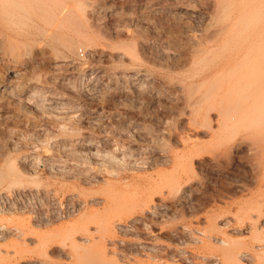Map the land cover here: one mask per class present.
I'll list each match as a JSON object with an SVG mask.
<instances>
[{"label": "bare ground", "instance_id": "1", "mask_svg": "<svg viewBox=\"0 0 264 264\" xmlns=\"http://www.w3.org/2000/svg\"><path fill=\"white\" fill-rule=\"evenodd\" d=\"M89 3L0 0V142L13 135L11 129L25 126L12 110L43 117L45 110L56 112L66 104L77 119L64 128L79 151L115 150L137 171L105 180L87 169L94 175L57 180L52 193L62 195L65 215L73 217L65 222L29 218L23 205L14 211V201L0 200V264H264V0H98L91 9ZM31 21L42 22L49 37L79 58L77 37L61 30L71 28L91 44L104 30L111 37L130 36V29H118L130 21L127 25L150 44L138 47L123 39L116 50L111 44L113 50L89 49L92 61L78 73L80 96L76 89L58 93L34 84L12 99L16 86L36 83L47 70H79L75 61L60 56V46L56 57L23 38ZM40 123L33 130L39 140L60 130ZM50 149L38 148L40 169L64 168ZM27 159L18 165L10 152L0 150V188L28 179L36 185L38 166ZM34 256L40 261L29 259Z\"/></svg>", "mask_w": 264, "mask_h": 264}, {"label": "rangeland", "instance_id": "2", "mask_svg": "<svg viewBox=\"0 0 264 264\" xmlns=\"http://www.w3.org/2000/svg\"><path fill=\"white\" fill-rule=\"evenodd\" d=\"M98 2V0H90V3H89V8L91 9V7H92V5L93 4H95V3H97ZM105 11V10H104ZM104 11H101V13H100V16L102 17V21H105V19L104 18H106V15H105V13H104ZM119 11V10H118ZM103 13V14H102ZM120 17H122V15L120 14L119 15ZM129 17H133L132 16V14H131V16L129 15ZM37 22V23H36ZM35 25H34V24ZM130 23V21L129 22H127L126 24H124V23H122V26L120 25V23L118 24L119 25V31H121V30H123L122 28H124V29H130L131 31H130V36H127V37H123V36H118L117 34H114L113 33V35H112V37H111V35H110V30H104V31H101V32H98V41L101 43H89V42H87L86 41V39L83 37V35L82 34H79V33H76L74 30H72L71 28H65V29H63V30H61L62 32H66V34H68V36L69 37H71V38H73V40L75 39V40H77L76 41V43H77V47L75 48V49H77V51H78V55H80V58H79V56H77V53H74V52H70V51H68L67 49H65V46L64 45H62V43L60 44L59 43V40L57 39V40H55L56 38L53 36V38H51V37H49L50 36V33H47V30L46 29H44V28H46L45 27V25L42 23V22H40V21H35V22H32L31 21V23L29 22L28 23V25L26 26L27 27V29H26V27L24 28V31H23V38H27L26 40H30V41H36L35 43H37V44H39L40 46H42V47H44V48H46V50L47 51H49V52H51L52 53V55H55L56 57L58 56L57 55V53H56V51L58 50V47H59V51L61 52H59V51H57L58 53H60V56L62 55V56H64L66 59H68V57L70 58L69 60H72V61H75L77 64H78V66H79V70H76L74 73H67V72H63V71H53V70H49V72H48V70H47V72H44L43 73V76L42 77H44V78H39L40 79V81H39V79H37L36 80V83H35V81H29V82H27L26 84H19L18 86H16L15 88H14V90H13V92L12 93H14L13 95H15V96H11V98L12 99H16V97L19 95H22V94H26V93H29V91L31 90V88L29 89V87H31L32 85H37L38 84V86H40L39 88H43L44 87V89L46 90V91H57L58 93L60 92V93H62V92H67V91H75L74 89H76L77 90V92L75 91L74 93L76 94H78L79 96H80V89H81V86H80V84H79V75H78V73H80L81 72V70L83 69V68H85L88 64H89V61L91 62L92 60H90L91 58L90 57H88V56H86L87 54V52H88V50L89 49H93V48H99L100 46L101 47H104L105 49H108V50H116L117 48H119L118 46V42H122V40L124 39V40H126V41H130L131 43L133 42L134 44H136L138 47H144V46H147L148 45V43H149V41L146 39V37L145 36H142L141 34L139 35V33H138V30H133V27H132V25H131V27H130V25H127V24H129ZM41 24H43V25H41ZM124 24V25H123ZM29 26V27H28ZM121 26V27H120ZM124 26V27H123ZM129 26V27H128ZM44 27V28H43ZM33 30H32V29ZM108 28V27H107ZM41 29H43V30H41ZM30 30H31V32H30ZM70 30H72V31H70ZM36 31V32H35ZM39 31V32H38ZM43 31H46V32H43ZM113 31V30H112ZM25 32V33H24ZM27 32V33H26ZM43 32V33H42ZM70 32V33H69ZM75 32V33H74ZM31 33V34H30ZM46 33V34H45ZM108 35H107V34ZM29 34L31 35V37L33 38H31L30 36H29ZM36 34H37V36L39 37V38H41V39H39V38H37L36 37ZM40 34V35H39ZM43 34H45L44 36H43ZM71 34H73V35H71ZM75 34H77V35H75ZM138 34V35H137ZM25 35H26V37H25ZM133 35V36H132ZM28 36V37H27ZM41 36V37H40ZM104 36V37H103ZM106 36V37H105ZM137 36H139V37H137ZM30 37V38H29ZM46 37V38H45ZM48 37V38H47ZM80 37V38H79ZM110 37V38H109ZM119 37V38H118ZM128 37H130V38H128ZM36 38V39H35ZM138 38V39H137ZM144 38V39H143ZM38 39V40H37ZM79 39V40H78ZM115 39V40H114ZM120 39V40H119ZM136 39V40H135ZM45 40V41H44ZM47 40H49L48 41V43H47ZM55 40V41H54ZM85 40V41H84ZM103 40V41H102ZM113 40V41H112ZM123 40V41H124ZM38 41H39V43H38ZM44 41V42H43ZM81 41H83L82 43H81ZM104 41H106L105 43H104ZM108 41V42H107ZM110 41H112V42H110ZM118 41V42H117ZM142 41V42H141ZM117 42V43H116ZM120 42V43H121ZM137 42V43H136ZM44 43V44H43ZM57 43H58V45H57ZM81 43V44H80ZM108 44V46L111 44L112 46H113V49L111 48V45L107 48L106 47V45ZM113 43L114 44H116V45H113ZM119 43V44H120ZM50 44H52V45H50ZM86 44H87V46H86ZM140 44V45H139ZM150 44V43H149ZM45 45H47V46H45ZM54 45H56V46H54ZM83 45H85V46H83ZM93 45V46H92ZM99 45V46H98ZM62 46V47H61ZM80 46V47H79ZM51 47V48H50ZM55 47H56V50H55ZM116 47V48H115ZM49 49V50H48ZM52 49V50H51ZM55 51H54V50ZM51 50V51H50ZM70 50V49H69ZM71 50H74V49H71ZM79 50H80V52H79ZM54 51V52H53ZM65 54H64V53ZM70 52V53H69ZM76 52V51H75ZM76 54V55H74V54ZM84 53V54H83ZM60 56H58V57H60ZM63 58V57H62ZM90 58V59H89ZM74 59V60H73ZM89 59V60H88ZM80 60V61H79ZM81 62V63H80ZM86 65H85V64ZM82 64V65H81ZM144 64V63H143ZM143 64H137L139 67H143V68H146V69H148V70H150V71H152L153 73H158V74H163V75H169V71H165L164 70V72H162L161 70H155L154 71V68H150V67H148L147 65H143ZM82 66V67H81ZM114 66L115 65H113L112 67H110V70H112V72H115L116 70H118V68H114ZM147 66V67H146ZM116 67H119V65H116ZM150 68V69H149ZM114 70V71H113ZM78 71V72H77ZM52 72V73H51ZM56 72V73H55ZM48 74V75H47ZM52 74V75H51ZM54 74H56V76L54 75ZM177 75V74H176ZM180 75H182V74H178L176 77H179V78H183L184 77V75L183 76H180ZM52 76V77H51ZM56 77V78H54V77ZM61 76V77H60ZM70 76V77H69ZM76 76V77H75ZM46 77V78H45ZM68 77V78H67ZM73 77H75L74 79H72ZM61 78V79H60ZM70 78V79H69ZM53 79H58L56 82H54L53 81ZM69 79V80H68ZM115 78H113V80H114ZM116 80V79H115ZM50 81V82H49ZM52 81V82H51ZM62 81V82H61ZM69 81V82H68ZM78 81V82H77ZM38 82V83H37ZM61 82V83H60ZM64 82V84L66 83V86L67 87H69L67 90H65L64 88H65V85L64 84H62ZM70 82H71V84H70ZM76 85H75V84ZM31 84V85H30ZM56 84H57V86H56ZM60 84H62V85H64V87L62 86V88H61V86H59ZM21 85V86H20ZM24 85V86H23ZM70 85V86H69ZM143 85H147L148 86V84H146V83H143ZM142 85V89H141V91L142 92H144V91H146V89H147V86H143ZM46 86V87H45ZM54 86H56V87H54ZM73 86H75V87H73ZM48 87V88H47ZM54 87V88H53ZM66 87V88H67ZM72 89H71V88ZM80 87V88H79ZM146 88V89H144V88ZM18 88V89H17ZM50 89V90H49ZM70 89V90H69ZM144 89V90H143ZM27 91V92H26ZM79 91V92H78ZM22 93V94H21ZM11 94V93H10ZM10 94H9V96H10ZM31 95H32V93H30ZM76 94V95H77ZM12 95V94H11ZM43 95H45V94H43ZM77 95V96H78ZM8 96V97H9ZM33 96V95H32ZM34 96L35 97H40V95L39 94H36L35 95V93H34ZM10 98V97H9ZM65 106V108H58V109H56V112H53V110L52 111H50V110H45V112L43 113L45 116H43V114H42V112H41V116H43V117H39V116H34V115H29V113H27V112H21V113H19V112H16V110H15V112H14V110H12L13 111V114H15L16 116H21V119H23V125H25V126H27V127H25V129H24V127H22L21 129H17V128H13V129H11V130H13V135L11 136V134H7V135H10V137L8 136V137H6V139H4V140H2L0 143V150L1 151H8V152H10V154L12 155V157H13V159L14 160H16L17 162H18V165H20V163H21V161H23V158H25V159H27V160H24V161H28V162H30V161H32V159H33V162H32V164L34 165V164H36V165H34L35 166V168L38 166V168H36V169H39L38 170V174H37V176L35 177V179H33V181L35 182V184L36 185H34L33 184V182H32V180H30L29 181V179H28V181H27V183L25 182V183H23L22 185L20 184L19 186L17 185H11L12 186V188H11V186H5V187H3V188H0V200L2 201L3 200V198L4 199H7L9 202H10V204H11V202H13L11 205H12V209L14 210V211H18V210H20V208L18 207V206H24V207H21L22 209H24L23 210V212L26 214V215H28L27 217H29V218H32V219H34V218H37V217H42V218H44L45 219V217L46 218H48V219H50L51 220V218H52V220L54 219H56L55 220V222H63L64 220L65 221H68V220H70L71 218H73V217H70V219L68 218V216H66L65 214H66V207H67V205L68 204H66V202H64V200H60V198H62V195H59L58 197L57 196H55V192L53 191V193H52V190H55V186H56V184L57 183H59V182H62V181H65V179L67 180V179H71L70 178V176L72 177V178H78V179H80V178H82V177H80V176H85L84 177V179L85 178H87V176H88V174L87 173H89V175L90 176H88V178L89 177H91L92 175H94L95 174V176H100L99 178H103V179H105V180H107V178H108V180L110 179V180H114V179H117V178H119V177H121V176H126V175H132L133 173H135L136 171H137V169H135L136 167H134V166H132V165H129V161H127L128 160V158L129 157H121V159L118 157L119 156V153L118 152H116L115 150H112V151H107L108 153H106V151L105 150H102L101 148L98 150V151H95V152H87V151H84V152H82L81 150L79 151V149L77 148V146H76V144H74V140H72L73 138H75V137H73L72 135H70L69 134V131H67L68 129V126H70L71 125V123L72 122H75L76 121V119H77V117H73L71 114H70V112L71 111H69V112H67L68 110H69V106L68 105H62V107H64ZM60 110H61V112L62 113H60ZM66 110V113H64V111ZM44 111V110H43ZM55 111V110H54ZM53 112V113H52ZM72 113H74V114H76L75 113V111L73 112L72 111ZM19 114V115H18ZM52 114V115H51ZM56 114V115H55ZM23 116V117H22ZM33 116V117H32ZM54 116V117H53ZM58 116V117H57ZM63 116L65 117H67V116H69V118L67 119L66 117L64 118V120L62 119L63 118ZM73 117V119L71 118V117ZM76 116V115H75ZM25 119V120H24ZM39 119V120H38ZM46 119V120H45ZM68 120V124H67V120ZM75 119V121H73ZM27 120V121H26ZM33 120V121H32ZM35 120V121H34ZM56 120V121H55ZM72 120V121H71ZM42 121H46L47 123H49V125H51L50 127L54 130V129H60V130H58V132L56 133V136H55V133L52 135V133H48L47 134V138H43L44 140H39L41 137L40 136H38V134L36 133V138H35V136L33 135V134H35L34 133V131H35V129L36 128H38V126L41 124L40 122H42ZM58 121V122H57ZM60 121H62L63 123H64V126L63 127H61L60 125H62V122H60ZM69 121L71 122V123H69ZM34 122V123H33ZM51 122V123H50ZM57 124H56V123ZM55 125H54V124ZM59 123V124H58ZM60 126V128H58ZM65 126H67V130L64 128ZM35 127V128H34ZM56 127V128H55ZM2 127H0V132H2V129H1ZM27 128V129H26ZM33 128V129H32ZM61 128H64L63 130L61 129ZM15 129V130H14ZM31 129V130H30ZM27 130V131H26ZM29 130V131H28ZM34 130V131H33ZM56 130H54V131H56ZM19 131H21V133L18 132ZM32 133H31V132ZM67 131V132H66ZM62 132H65V133H62ZM11 133H12V131H11ZM32 134V135H30V134ZM68 133V134H67ZM4 134H5V132H4ZM24 134V135H23ZM57 134L59 135V136H57ZM23 135V136H22ZM15 136L17 137V139L15 138ZM29 136V137H28ZM38 136V137H37ZM68 136V137H67ZM72 136V137H71ZM12 137H14L15 138V141L12 139ZM20 137H21V139H20ZM28 137V138H27ZM32 137V138H31ZM40 137V138H39ZM56 137V138H55ZM63 139H62V138ZM130 138H132L131 136H129ZM34 138H35V140H34ZM37 138H39V139H37ZM53 138H54V140H53ZM57 138H58V140H57ZM65 138V139H64ZM68 138V139H67ZM11 139L13 140L12 142L13 143H11ZM18 139H20V140H18ZM27 141H26V140ZM29 139V140H28ZM59 139H61V140H59ZM34 140V141H33ZM39 140V141H38ZM46 140H47V143H46ZM52 140V141H51ZM6 141H8V142H6ZM17 141V145H16V143L14 144V142H16ZM18 141H20L19 142V144H18ZM40 141H41V143H40ZM43 141V142H42ZM45 141V142H44ZM48 141L50 142L49 144H48ZM60 143H59V142ZM63 141V142H62ZM70 141V142H69ZM32 142V143H31ZM36 142V143H35ZM53 142V144H55V145H52L51 143ZM66 144H65V143ZM29 143V144H28ZM46 143V144H45ZM24 144H25V147H24ZM32 144H34V145H32V147L34 148V149H37V150H33V148L31 147V145ZM44 145V146H48L49 147V149L51 148L49 145H51L52 146V148L50 149V151L56 156V158H58V157H60L59 159H62V158H65L64 160H60L59 161V159L58 160H55L56 161V163L57 162H65V164L64 163H62V164H64V168H60L59 170H60V172H61V174H62V176H61V174H60V172H59V170L58 169H55V168H53V169H55V171L52 169V171H51V169H50V171H46V170H42V169H40L41 168V163H42V157L40 156V150H38V148L41 146V145ZM73 144V145H72ZM14 145L16 146L15 148H14ZM23 145V146H22ZM30 145V146H29ZM38 147H36V146ZM39 145V146H38ZM64 147H63V146ZM1 146H3V147H1ZM13 146V147H12ZM22 146V147H21ZM36 148H35V147ZM54 146V147H53ZM59 146V147H58ZM69 146H71V148L69 147ZM11 147V148H10ZM17 147H20L21 149H16ZM32 148V149H30V148ZM55 147H56V150H55ZM4 148V149H3ZM12 148H14V149H12ZM64 148V149H63ZM65 148H66V150H65ZM31 151V152H33V153H31L29 150ZM67 149H69V150H67ZM14 152H13V151ZM22 150V151H21ZM74 150V151H73ZM20 151V152H19ZM28 151V152H27ZM37 152L36 154H35V152ZM64 151V152H63ZM70 151H71V153H70ZM79 151V152H78ZM67 152V153H66ZM87 154H89V155H87ZM105 152V153H104ZM113 154H112V153ZM28 153V154H27ZM63 153H65V154H63ZM15 154V155H14ZM30 154V155H29ZM69 154V155H68ZM71 154V155H70ZM82 154H84V155H82ZM97 154V155H96ZM98 154H100L99 156H98ZM103 154V155H102ZM108 154V155H107ZM110 154H112V155H110ZM26 155V156H25ZM31 155H33V156H31ZM37 155H39V157L37 156ZM64 155V156H63ZM73 155V156H72ZM76 155H78V156H76ZM81 155V156H80ZM86 155V156H85ZM107 157H106V156ZM116 156V157H112V156ZM18 156V157H17ZM28 156H30V158H32V159H30ZM34 156H35V158H34ZM70 156V157H69ZM71 156H72V158H71ZM84 156H85V158H84ZM87 156H89V157H87ZM91 156V157H90ZM126 156H129V155H127L126 154ZM23 157V158H22ZM27 157V158H26ZM37 157V158H36ZM69 157V159L67 160V158ZM78 157V158H77ZM82 158V160H81V158ZM102 157V158H101ZM105 159H104V158ZM117 157H118V159H117ZM18 158V159H17ZM75 158V159H74ZM78 160H77V159ZM84 158V159H83ZM86 158H88L87 160H86ZM113 158H115V159H113ZM20 159H22V160H20ZM38 159V160H37ZM101 159V160H100ZM107 159V160H106ZM111 159V160H110ZM30 160V161H29ZM41 160V161H40ZM68 162V163H66V161ZM83 160H85V161H83ZM90 162H89V161ZM93 160V161H92ZM100 160V161H99ZM118 160V163L119 164H117V163H114V162H116ZM122 160L124 161V162H122ZM40 161V162H39ZM104 161V162H103ZM106 161V162H105ZM120 161H121V163H120ZM39 162V163H38ZM94 162H96V163H94ZM98 162V163H97ZM108 162V163H107ZM31 163V162H30ZM109 163H111L112 165L109 167ZM38 164V165H37ZM52 164H55V162L53 161L52 162ZM74 164H75V166H74ZM84 166H82V165ZM107 164V165H106ZM122 164V165H121ZM124 164H127V166L125 165L124 166ZM104 165V166H103ZM67 166H69V167H67ZM73 166V167H72ZM81 166V167H80ZM85 166H87V167H85ZM123 168H122V167ZM128 166H130V167H128ZM67 167V168H66ZM132 167H134V168H132ZM72 168H73V170H72ZM89 168H91V169H89ZM130 168V169H129ZM131 168H132V170H131ZM66 169H67V171H68V173H65V172H67L66 171ZM70 169H71V171H70ZM75 169V170H74ZM80 169V171H78V170ZM90 170L91 172H93V170H94V174H92L90 171H88V170ZM134 169H135V171H134ZM40 170H41V172H40ZM49 170V169H48ZM62 170H64V171H62ZM107 170H109V171H107ZM127 170V171H126ZM131 170V171H130ZM54 171V172H53ZM87 171V172H86ZM116 171V172H115ZM130 171V172H129ZM133 171V172H132ZM50 172V173H49ZM53 174H52V173ZM109 174H108V173ZM111 172V173H110ZM114 172H115V174H114ZM44 173H46V174H44ZM63 173H64V175H63ZM76 173V174H75ZM78 173H80V176L78 175ZM81 173H84V174H82L81 175ZM101 173V174H100ZM105 173V174H104ZM113 173V174H112ZM129 173V174H128ZM49 174V175H48ZM68 174V175H67ZM85 174H87V175H85ZM92 174V175H91ZM104 174V175H103ZM110 174H112V175H110ZM51 175V176H50ZM66 175H67V177H66ZM73 175H74V177H73ZM76 175V176H75ZM101 175H102V177H101ZM116 175V176H115ZM52 176H53V178H52ZM79 176V177H78ZM110 176V177H109ZM113 176V177H112ZM50 177V178H49ZM55 177V178H54ZM60 178V179H59ZM61 178H62V180H61ZM74 178V179H75ZM40 179H42L41 181H40ZM83 179V178H82ZM43 180H45V181H43ZM49 180V181H48ZM54 180V181H53ZM56 180V181H55ZM59 182H58V181ZM61 180V181H60ZM37 181H40V182H37ZM51 181V182H50ZM32 182V183H31ZM47 182V183H46ZM28 183H29V185H28ZM37 183H39V184H37ZM31 184V185H30ZM43 184V185H42ZM45 184V185H44ZM49 184V185H48ZM50 184H52L53 185V187L50 185ZM23 186V187H22ZM24 186L25 187H29L28 189L27 188H24ZM36 186H38V187H36ZM49 187V188H48ZM7 188V189H6ZM24 188V189H23ZM4 189H6V190H4ZM21 189H22V191H21ZM2 190V191H1ZM8 190H11V191H8ZM18 190V191H17ZM26 191V192H25ZM29 191V192H28ZM36 193H35V192ZM50 191V192H49ZM56 191V190H55ZM5 192V193H4ZM10 192V193H9ZM22 192V193H21ZM44 192V193H43ZM47 192V193H46ZM1 193H3L2 195L3 196H5V197H2V195H1ZM32 193H33V195H32ZM19 194V195H18ZM51 194H53V195H51ZM33 197H32V196ZM34 195H35V197H34ZM40 195V196H39ZM46 195V196H45ZM8 196V197H7ZM31 196V197H30ZM44 196L46 197V198H44ZM51 196V197H50ZM10 197V198H9ZM26 197V198H25ZM29 197V198H28ZM39 198L38 200H37V198ZM54 197H56V198H54ZM2 198V199H1ZM25 198V199H24ZM32 198V199H31ZM48 198V200H45V199H47ZM52 198V199H51ZM30 201H29V200ZM41 199V200H40ZM63 199V198H62ZM34 200V201H33ZM37 200V201H36ZM43 200V201H42ZM59 200L60 201V204H59V202H57V201ZM0 201V204L2 203L3 204V202H1ZM20 201V202H19ZM33 201V202H32ZM53 201V202H52ZM18 202V203H17ZM24 204H23V203ZM27 202V203H26ZM40 202V203H39ZM43 202V203H42ZM57 202V203H56ZM19 204V205H17V204ZM30 203V204H29ZM35 205H33V204ZM39 203V204H38ZM47 203H48V205H47ZM68 203V202H67ZM2 204L0 205L1 207H2ZM13 204H14V206H13ZM21 204V205H20ZM28 206H27V205ZM38 204V205H37ZM66 205V207H65V205ZM17 205V206H16ZM50 205V206H49ZM55 205V206H54ZM28 208H27V207ZM30 206V207H29ZM40 206V207H39ZM60 208H59V207ZM35 207V208H34ZM3 208V207H2ZM19 208V209H18ZM54 209V210H53ZM60 209V210H59ZM0 210H2L1 208H0ZM30 212V214H29V212ZM57 210V211H56ZM58 210H59V212H58ZM36 211H41L40 213L38 212H36ZM53 211V212H52ZM32 212V213H31ZM34 212V213H33ZM36 212V213H35ZM37 214V215H36ZM44 214V215H43ZM41 215V216H40ZM36 216V217H35ZM45 216V217H44ZM58 216V217H57ZM62 218H61V217ZM55 217V218H54ZM68 218V219H67ZM51 220V221H52ZM53 220V221H54ZM59 220V221H58ZM64 221V222H65ZM37 256H34V257H30L29 259H32V260H34V261H36V259H37V261H40L39 260V258L37 257ZM40 259H43V258H40Z\"/></svg>", "mask_w": 264, "mask_h": 264}]
</instances>
